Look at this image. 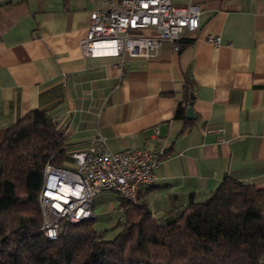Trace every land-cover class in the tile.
<instances>
[{
    "label": "crops",
    "instance_id": "crops-1",
    "mask_svg": "<svg viewBox=\"0 0 264 264\" xmlns=\"http://www.w3.org/2000/svg\"><path fill=\"white\" fill-rule=\"evenodd\" d=\"M192 1L200 25L179 49L89 56L97 0H0V132L39 109L64 126L69 154L100 138L112 151L164 148L139 193L161 221L228 176L264 190V0Z\"/></svg>",
    "mask_w": 264,
    "mask_h": 264
},
{
    "label": "trees",
    "instance_id": "trees-1",
    "mask_svg": "<svg viewBox=\"0 0 264 264\" xmlns=\"http://www.w3.org/2000/svg\"><path fill=\"white\" fill-rule=\"evenodd\" d=\"M67 148L64 126L46 110L0 132V264H261L264 190L229 176L168 221L147 202L118 194L123 217L111 236L96 228L94 216L62 222L58 238L47 239L39 201L44 167L65 165Z\"/></svg>",
    "mask_w": 264,
    "mask_h": 264
},
{
    "label": "built area",
    "instance_id": "built-area-1",
    "mask_svg": "<svg viewBox=\"0 0 264 264\" xmlns=\"http://www.w3.org/2000/svg\"><path fill=\"white\" fill-rule=\"evenodd\" d=\"M83 50L89 56H150L163 41L174 49L186 31L200 25L201 7L192 0H97ZM213 44L220 36L209 35ZM100 144L73 149L72 167L50 161L44 167L39 201L43 212L42 231L47 239H57L62 222L79 223L95 216L93 200L103 191H115L125 201L137 203L143 185L154 183L156 168L165 149H123L112 151Z\"/></svg>",
    "mask_w": 264,
    "mask_h": 264
},
{
    "label": "rangeland",
    "instance_id": "rangeland-1",
    "mask_svg": "<svg viewBox=\"0 0 264 264\" xmlns=\"http://www.w3.org/2000/svg\"><path fill=\"white\" fill-rule=\"evenodd\" d=\"M119 201L120 199L112 191H104L95 196L93 206L95 226L106 236H111L116 231L119 226V220L123 217L122 212H119L117 208L111 209V203L115 202L116 204L117 202L119 204Z\"/></svg>",
    "mask_w": 264,
    "mask_h": 264
},
{
    "label": "water",
    "instance_id": "water-1",
    "mask_svg": "<svg viewBox=\"0 0 264 264\" xmlns=\"http://www.w3.org/2000/svg\"><path fill=\"white\" fill-rule=\"evenodd\" d=\"M193 102H190L189 103V107L187 108V115L188 116H192V117H194L195 116V113H194V109H193Z\"/></svg>",
    "mask_w": 264,
    "mask_h": 264
}]
</instances>
